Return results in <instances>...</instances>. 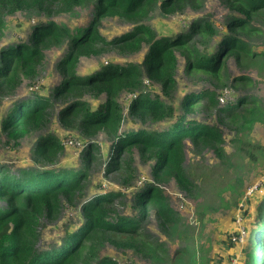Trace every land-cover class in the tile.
Instances as JSON below:
<instances>
[{
	"label": "trees",
	"instance_id": "16d2710c",
	"mask_svg": "<svg viewBox=\"0 0 264 264\" xmlns=\"http://www.w3.org/2000/svg\"><path fill=\"white\" fill-rule=\"evenodd\" d=\"M222 1L229 14L220 26L208 16L195 17L183 25L187 28L186 33L170 36L171 29H168L158 36L146 22L152 11L159 7L164 15H173L187 7L198 9L203 0H0V32L5 27V15L24 8H36L53 15L54 10L69 12L76 6L91 4L94 14L87 26H80L73 32L68 26L50 19L36 25L27 40L0 49V95L12 94L22 77L36 75V69L43 60V51L61 47L68 41L65 55L58 64L61 79L52 91V97L38 94L15 100L0 125V141L4 136L18 141L33 131H42L50 122L52 99L58 98L67 101L58 113L60 122L67 127L77 123L87 138L81 151L82 170L49 167L63 148L55 133H47L37 139L34 146L36 167L21 166L13 170L5 164L0 165V264H118L109 256H100V246L105 242L136 252L141 251L142 243L154 249H167L160 239L141 234L145 230L150 207L156 210L162 232L175 227L178 222L175 209L158 183L174 179L187 190L192 180L183 166L186 144L190 142L194 148L208 147L222 157L225 138L217 124L194 116L196 109L217 105L219 95L216 96L212 89L189 91L179 99V103L173 102L172 96L179 87L176 77L178 55L185 59L184 69L191 78H208L214 81L215 87L224 82L230 59L236 62L249 60V57L264 59V50H258L254 43L264 35V0ZM106 17H122L132 25V29L108 39L99 31V21ZM217 37H220L219 41ZM213 40H217L218 46H212ZM144 48L147 50L140 62L102 65L99 69L104 70L98 69L100 72L85 76L77 71L82 57L104 56L110 52L127 55ZM143 76L160 85L163 97L141 91ZM251 83L252 79L244 75L233 79L235 85ZM123 91L135 93L129 104L132 119L140 123L148 119L165 121L167 127L163 130L141 127L127 133L120 132L119 95ZM87 93L97 98L105 95V99L93 108L89 101L83 99ZM220 111L224 114L222 120L228 121L238 131L244 132L256 123L264 125V103L257 97L240 96L235 103L229 102ZM189 115L192 116L187 118ZM100 131L114 137L107 171L129 173L124 183L130 181L132 158L125 159V156L137 147L154 158L152 174L158 183L147 185L135 197L132 207L137 209L136 214L130 211V214H122L116 210L115 199L119 194L115 192L84 200L81 226L66 231L58 246L40 249L37 244L41 219H55L64 202L72 204L82 196L92 164L99 159L95 136ZM241 139L238 137L239 142ZM242 143L246 144V141ZM258 214L260 222H263L264 197L258 205ZM261 244H264V224L255 232L254 248L249 246L246 258L240 264H262L264 258L257 253ZM171 258L182 264L200 263L196 252L191 253L190 244Z\"/></svg>",
	"mask_w": 264,
	"mask_h": 264
},
{
	"label": "rangeland",
	"instance_id": "374dc122",
	"mask_svg": "<svg viewBox=\"0 0 264 264\" xmlns=\"http://www.w3.org/2000/svg\"><path fill=\"white\" fill-rule=\"evenodd\" d=\"M228 14L229 9L222 0H203L200 8L187 7L173 15H164L158 7L149 14L150 17L146 19V22L156 30L158 36L168 29H171L170 36H173L182 32L186 33L187 28L183 25L188 24L195 17L208 16L220 26ZM93 17L91 4L76 6L69 12L54 10L53 15L36 8L17 10L5 15V27L0 32V49L14 42L27 40L36 25L47 23L50 19L68 26L73 32L80 26H87ZM262 18L264 20V16ZM182 27L184 30L180 31ZM131 29L132 25L122 17H106L99 21V31L108 39L118 37ZM214 40L211 43L216 47L218 46L216 41H219L220 37H217L215 42ZM67 43L66 40L61 47H52L43 51V60L36 69V75L32 78L22 77L12 94L0 95V125L15 100L21 101L36 97L38 94L52 97V91L61 79L58 64L65 55ZM254 43L258 50L263 51L264 35L256 39ZM146 50L147 48H144L138 53L127 55L110 52V54H103L104 56L82 57L77 71L85 76L91 72L104 70L99 69L102 65L140 62ZM263 63L264 59L260 57H249V60L242 59L239 62L230 59L224 82L215 87L214 81L208 78H191L192 76H189L184 69L185 59L178 55L176 77L179 87L173 94L172 100L177 104L187 92L199 91L203 88L212 89L216 96L219 95L216 106L196 109L194 116L221 127L225 136L224 154L219 157L208 147L194 148L188 142L184 148L183 166L192 180V185L185 190L174 179L165 183L157 182L158 187L162 189L164 196L168 197L170 205L175 209L178 222L175 227L162 232L158 226L156 210L150 207L145 230L141 234L160 239L167 245V249H154L147 243H142L141 251L136 252L137 250L134 249L124 250L105 242L100 246V256H109L118 264H182L181 261L173 260L171 257L190 244L191 253L196 252L199 264H237V261L240 264L244 261L249 246L254 248L255 232L260 225L264 224V219L260 222L261 216L258 214V205L264 197V125L256 123L244 132L238 131L227 123L228 121H223L224 114L220 109L226 107L229 102L235 103L240 96L244 95L257 97L261 103H264ZM239 75L248 76L252 79V83L250 85L233 84V79ZM141 86V91L151 93L152 96L163 97L160 85L147 76H143ZM226 91L228 92L225 93ZM134 94L133 91H123L119 95L122 113L120 132L127 133L141 127L147 130L165 129L168 125L165 121L148 119L140 123L132 119L129 104L135 97ZM223 94L226 97L224 101H221ZM83 99L96 108L104 101L105 95L97 98L87 93ZM66 102L60 98L52 99L53 107L49 110L50 122L42 131H33L18 141L8 140L4 136L0 141V165L5 164L13 170L21 166L36 167L34 146L37 139L44 134L55 133L60 138L63 148L58 152L55 163L49 167L82 170L84 164L81 151L86 146L87 138L84 137L77 123L67 127L60 122L58 113L67 105ZM238 137H242L240 142ZM70 139L74 141L72 146L67 143ZM113 139L112 135L104 131H100L95 136L96 143L99 145L97 154L99 159L92 164L88 173L89 177L85 180L82 196L72 204L64 202L55 219L49 221L41 219L37 244L40 249L58 246L66 231L76 230L81 226L84 200L98 194L115 192L119 194L115 199L116 210L122 214H130L129 211L136 214L137 209L132 207L135 197L143 192L147 185L157 184L152 174L154 158L137 147L132 148L130 154L127 155V153L125 156V159L129 156L132 158L133 171L130 181L124 183L129 173L107 171L106 164L113 152ZM242 141H246V144ZM75 142L81 143L82 146H77ZM240 207H243L242 210ZM247 208L249 211H246ZM232 243H234L233 246ZM263 245L261 244L257 253L264 258Z\"/></svg>",
	"mask_w": 264,
	"mask_h": 264
},
{
	"label": "built area",
	"instance_id": "2783aa9c",
	"mask_svg": "<svg viewBox=\"0 0 264 264\" xmlns=\"http://www.w3.org/2000/svg\"><path fill=\"white\" fill-rule=\"evenodd\" d=\"M228 91H226L225 93H227ZM226 97V95H224L223 94V96L221 97V101H224V98ZM67 143L69 144V145H74V141L72 140V139H70V140H68L67 141ZM75 144L77 145V146H79V147H81L82 145H81V143H79V142H75ZM239 216V215H238ZM243 232V231H242ZM244 233V232H243Z\"/></svg>",
	"mask_w": 264,
	"mask_h": 264
}]
</instances>
